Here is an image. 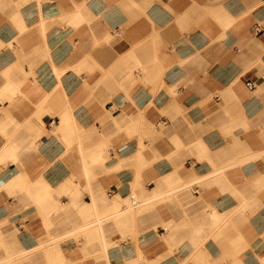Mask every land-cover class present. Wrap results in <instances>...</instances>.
Returning a JSON list of instances; mask_svg holds the SVG:
<instances>
[{"label":"crops","instance_id":"0c3cea01","mask_svg":"<svg viewBox=\"0 0 264 264\" xmlns=\"http://www.w3.org/2000/svg\"><path fill=\"white\" fill-rule=\"evenodd\" d=\"M263 22L264 0H0L1 264L253 261L264 159L245 160L264 151V81L244 82L264 75ZM157 120L170 129L155 158L133 134ZM163 179L174 195L157 211L127 210Z\"/></svg>","mask_w":264,"mask_h":264},{"label":"rangeland","instance_id":"374dc122","mask_svg":"<svg viewBox=\"0 0 264 264\" xmlns=\"http://www.w3.org/2000/svg\"><path fill=\"white\" fill-rule=\"evenodd\" d=\"M264 24V22H263ZM253 39L257 40V38L253 37ZM264 71H260L258 74H263ZM172 121L174 122V119H172ZM136 125V123H135ZM136 127V126H135ZM170 129L169 126H167L165 123H163L162 121H159L157 120L156 122H153V123H150L149 124V128H148V132L147 133H134L133 134V139H137V142H147V144H149L148 146H143L142 148L144 149V151H148L150 153V155H154V157L156 158V151L153 150L155 149V147L157 146V144L159 143V141H163V139L166 137V134L168 132V130ZM166 132V133H165ZM171 144H173V140L170 141ZM198 145L201 146L203 145V142L201 141V137L199 136V140H198ZM106 149L103 150L104 153L103 157H106V160L105 162H108V161H111V153L114 152V151H111V144H106ZM115 157H118L119 155L118 154H114ZM250 156V157H249ZM250 159V161H257V160H261V159H264V151L263 152H258V151H251L247 154V158H246V162L247 160ZM152 167L149 166V165H145V166H140L138 167V171H145L146 173H148L150 171ZM125 167L122 166L120 168V170H124ZM136 171V170H135ZM90 176V172L88 171L86 173V177H89ZM91 184V183H89ZM201 185V184H199ZM153 185L150 187L152 188ZM192 187V185L188 186L186 188V190H189L190 188ZM106 191H109V189H106ZM69 193L71 195V197L69 198L71 201L73 200H77V195H79L80 193H78V190H77V187H70L69 188ZM107 193V192H106ZM169 196H172L174 195L173 192H169V193H166V194H163L161 197H159L158 199L156 200H150V201H144L142 198L139 197V195L137 194V189L136 188H133L132 191H131V195L128 199V202H127V210L131 213H134L136 214L137 212L139 211H142L143 209H146V208H152V212H155L157 211V208L159 206V204H163L165 202V200L167 199V197ZM132 196L134 198H132ZM133 200L136 201V203H138L136 206L133 205ZM72 207H75L76 205H73L71 204ZM87 219V223H88V220H93V215L89 216L87 215L86 216ZM91 223L90 224H87L86 223V226L84 227H80V228H75V229H71L70 231V234H69V240L71 242H74L75 244L79 243V237H81V234L87 232L88 229H90V227H93L94 226V221H90ZM162 228V231L161 233H165L167 236H169V234H171L174 230V227L172 226V224H169V223H161V224H157V225H153L151 227V230H154V231H157V227ZM166 227V228H165ZM160 233V234H161ZM158 234V233H156ZM166 235H161L159 238L160 239V243H164L166 244ZM141 234L140 233H135L133 235L130 236L131 241L132 243H134L135 245L133 246V248L140 254H143L145 253L144 251L140 250V245L139 243L141 242ZM158 238V237H157ZM126 238L125 237H122L118 240L117 242V245L118 247L120 246V244L122 242H126ZM116 244H113V245H106V246H103L102 249L96 251V252H93L90 254V258H95V259H103V258H107L108 257V253L107 251L110 249V248H114ZM140 246V247H139ZM246 249V253L247 251L248 252H251V254H253V261L249 262V261H245L244 259L248 256L249 257V254L245 255V256H241V258H235L234 261H229L228 259L224 258L222 261H220L219 264H261V260L264 259V236L261 240L260 243H257L256 245L254 246H247L245 247ZM198 251H205V252H208L207 248L205 246H201L199 248H197ZM172 253V252H171ZM245 253V254H246ZM29 254L30 253H27V256H26V259L29 258ZM76 253H73V251L71 252L70 256H71V259H74L73 256H75ZM1 264V262H0ZM7 264H11L10 262L7 263ZM70 264H79V261L76 260V261H71Z\"/></svg>","mask_w":264,"mask_h":264},{"label":"bare ground","instance_id":"6f19581e","mask_svg":"<svg viewBox=\"0 0 264 264\" xmlns=\"http://www.w3.org/2000/svg\"><path fill=\"white\" fill-rule=\"evenodd\" d=\"M250 157V156H249ZM99 161H102V162H104V160H105V158L103 157V156H98V158H97ZM248 161H250V159H248L247 160V162ZM167 179H168V177H167ZM198 180V179H197ZM165 181H164V179L160 182V183H157L156 184V186H155V188H153V189H151V190H149V191H147V190H144V193H146V195H145V197L144 198H142L144 201H150V200H156V199H158L159 197H161L163 194H162V192H163V183H164ZM166 183V182H165ZM182 187H184V186H182ZM180 188V187H179ZM138 192H140V191H138V189H137V194H138ZM132 198H134L133 196H132ZM141 198V197H140ZM138 203H136V201H134L133 200V205L134 206H136ZM166 228V227H165ZM261 264H264V259H262L261 260Z\"/></svg>","mask_w":264,"mask_h":264},{"label":"built area","instance_id":"2783aa9c","mask_svg":"<svg viewBox=\"0 0 264 264\" xmlns=\"http://www.w3.org/2000/svg\"><path fill=\"white\" fill-rule=\"evenodd\" d=\"M252 32L255 36H260L264 34V27L262 23H256L253 28ZM264 81V75L256 78L255 80H245L244 85L246 89L250 92H255L260 88L261 82Z\"/></svg>","mask_w":264,"mask_h":264}]
</instances>
